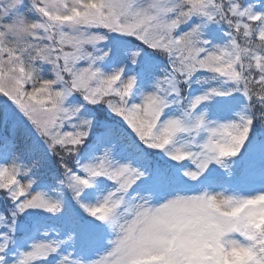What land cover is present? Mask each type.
Returning a JSON list of instances; mask_svg holds the SVG:
<instances>
[{"label": "snow or ice", "instance_id": "snow-or-ice-1", "mask_svg": "<svg viewBox=\"0 0 264 264\" xmlns=\"http://www.w3.org/2000/svg\"><path fill=\"white\" fill-rule=\"evenodd\" d=\"M0 264H264V0H0Z\"/></svg>", "mask_w": 264, "mask_h": 264}]
</instances>
